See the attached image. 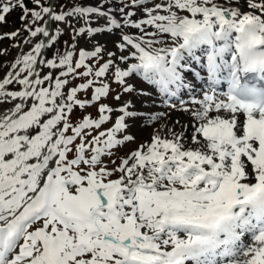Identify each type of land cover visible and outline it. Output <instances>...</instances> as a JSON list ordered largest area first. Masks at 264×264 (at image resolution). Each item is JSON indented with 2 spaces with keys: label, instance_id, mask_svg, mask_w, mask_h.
<instances>
[{
  "label": "snow or ice",
  "instance_id": "1",
  "mask_svg": "<svg viewBox=\"0 0 264 264\" xmlns=\"http://www.w3.org/2000/svg\"><path fill=\"white\" fill-rule=\"evenodd\" d=\"M28 2L0 0V23L19 8L23 30L45 38L0 80V106L11 105L0 109V264H264V0H128L123 20L83 0L59 13ZM61 22L73 41L118 30L119 55L101 63L99 43L59 52ZM136 76L189 124L137 144L130 126L144 113L121 93L119 107L73 120L112 94L105 79L131 94Z\"/></svg>",
  "mask_w": 264,
  "mask_h": 264
},
{
  "label": "rangeland",
  "instance_id": "2",
  "mask_svg": "<svg viewBox=\"0 0 264 264\" xmlns=\"http://www.w3.org/2000/svg\"><path fill=\"white\" fill-rule=\"evenodd\" d=\"M69 1L70 0H60V2H63L65 5L69 4ZM85 1L86 0H84L83 5L84 6H88V4ZM127 2H128V0L122 1V3H125V5H123V7H125L126 9L128 8ZM157 2H159V0H157ZM149 3H151V0H149ZM65 10L61 9L60 11H65ZM111 14L113 15L114 13L111 12ZM93 20L96 21V18L93 17ZM71 24L76 29H79L80 27H86L87 26V25L84 24V22L82 20L79 23H77L76 22V18H71ZM57 26H59L62 29H64L63 34L58 38L59 39V43L54 46V49H58L59 52H61V53H63L64 51L68 50L73 43H75V45H76V51H79L80 48H85L86 50H93V45H95L97 43H99L101 45V42H106V43H108L107 45H105V46L102 45L105 48V50H106L105 53L103 54V58H102L103 61H106L108 59L107 51H114V52H117V56L119 55V51L115 48V44L120 41V32L119 31H118L117 35H111L110 36L109 34H107V35L98 34L94 38H90V37L87 36V34H84L83 36H76V40L73 41L72 38L75 35V33L73 32V28L72 27H69V26H67V25H65V24H63L61 22L59 25L53 24L52 25V29L54 30L55 27H57ZM129 34H133V32L130 31ZM38 37L39 36L33 38V37L30 36V34L28 32H26L21 37L20 42L14 47L13 51H7L6 52L5 51L6 47L4 45H0V50L5 52L4 57H3L4 64L0 67V80H2L7 75L8 72L14 71L12 69V67H11L12 64L15 63V60L17 59V57H19V56H21V55H23V54H25V53H27V52H29L31 50L33 45L37 42ZM26 40H30L31 43H25ZM65 41L67 43H65ZM53 51H54L53 49H46V54L49 53V55H51V57H52L53 56ZM117 63H119L118 60H117ZM47 71H50V70L47 69V68H43L41 70V75H43ZM51 71H53L54 74L58 75V70H51ZM78 80L79 79H74L72 81V85H75ZM72 85H70V86H72ZM112 87L115 88V90L112 91V94L109 97L105 98V100H106L105 102H107V104H109L110 106H115L116 107L118 104H120L123 101L130 100L132 103H135V99H134L135 93L134 92L131 93V94L122 93V90L115 84V82H114V85L112 84ZM133 87L134 88L137 87V89L140 88L138 85H135V84H133ZM18 88H19L18 85H10L9 86L10 90H16ZM117 93H121V102H117L114 99V97H115V95ZM80 94L81 93H79V95ZM144 99H146V98H142V99L140 98L139 100H144ZM7 107H10V106L9 105L0 106V109L6 110ZM159 110H161V109H159ZM140 111L147 112V113L150 112V110L144 109V108L141 109ZM178 112H180V111H169L168 112L169 113L168 118H171L173 115H174L173 117H175V115ZM147 119H148V117L136 120L134 123H131L130 131H131V133L133 131H135L134 133L137 134V135H135V134L132 133L136 137L137 144L142 142V141H145V138L148 140L147 132L151 131L150 129L153 128V126H154L152 124L147 126V124H146L147 123ZM174 119L175 118H172V120H174ZM155 128L156 127H154V129ZM135 147H136V144H128V145L122 147L118 154L123 155L129 149H134Z\"/></svg>",
  "mask_w": 264,
  "mask_h": 264
},
{
  "label": "bare ground",
  "instance_id": "3",
  "mask_svg": "<svg viewBox=\"0 0 264 264\" xmlns=\"http://www.w3.org/2000/svg\"><path fill=\"white\" fill-rule=\"evenodd\" d=\"M100 4H103V3H100ZM104 8L108 11V13H110L111 14V12H113L114 14H113V16L114 17H116V14H115V12H116V10L115 9H113V8H109V9H107L106 7H105V5H104ZM126 9V8H125ZM121 12L119 11L118 12V15H117V17L119 18V14H120ZM116 17V18H117ZM124 19V16H122L121 18H119V20H123ZM134 30V32H136L137 30H135V29H133ZM134 34V33H133ZM136 89H137V87H136ZM135 93V92H134ZM133 99V98H132ZM142 99V98H141ZM140 102V101H139ZM139 104H141V106H150V104L149 103H143V102H140ZM163 112V111H162ZM162 112H160V113H162ZM154 114H158L159 113V111H157V112H153ZM172 114V113H171ZM174 116V115H173ZM171 117V118H168V116H166V117H163V119H160L159 120V122H156L157 124L156 125H154V127H156L155 129L154 128H151L150 130L151 131H148L147 132V138H148V140H149V138H150V136L153 134V132L155 131V130H157V129H159V128H161V125L162 124H167L169 127H171L172 126V121H174V120H176V118L178 119L179 118V120L181 121V123L182 124H189V121H190V116L188 115V114H185V113H182V112H180V113H178L177 115H175V117ZM177 116V117H176ZM172 118H175L174 120H172ZM147 124V123H146ZM148 126V125H147ZM150 127V126H149ZM179 126H177V128H178ZM189 130H191V128L189 127ZM135 131H133L132 133L133 134H135L134 133ZM189 133H190V131H189ZM135 135H137V134H135ZM147 139L145 138V141H146Z\"/></svg>",
  "mask_w": 264,
  "mask_h": 264
},
{
  "label": "trees",
  "instance_id": "4",
  "mask_svg": "<svg viewBox=\"0 0 264 264\" xmlns=\"http://www.w3.org/2000/svg\"><path fill=\"white\" fill-rule=\"evenodd\" d=\"M26 2H27L28 7H30L32 5L30 2H28V0H26ZM14 17H17V16L14 15Z\"/></svg>",
  "mask_w": 264,
  "mask_h": 264
}]
</instances>
